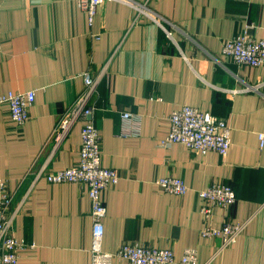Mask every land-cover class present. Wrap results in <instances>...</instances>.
Wrapping results in <instances>:
<instances>
[{
  "label": "crops",
  "instance_id": "1",
  "mask_svg": "<svg viewBox=\"0 0 264 264\" xmlns=\"http://www.w3.org/2000/svg\"><path fill=\"white\" fill-rule=\"evenodd\" d=\"M78 1L0 0V95L36 94L21 126L0 105V181L13 196L8 215L14 236L33 245L18 264L92 263L88 187L51 184L45 175L79 163L84 121L57 148L51 135L83 91V74L103 71L93 121L102 165L119 176L102 192L103 249L137 243L172 249L176 264L186 249H196L197 264H264V66L222 55L225 41L246 32L264 40V0L107 1L92 24ZM133 5L146 6L161 25ZM251 86L257 90L242 91ZM185 105L230 125L226 157L159 145L170 115ZM123 113L139 124L123 125ZM123 126L131 134L123 136ZM163 177L182 179L190 191L166 193L156 184ZM214 184L232 187L237 201L215 207L210 226L243 225L225 248L221 237L201 236L197 191Z\"/></svg>",
  "mask_w": 264,
  "mask_h": 264
},
{
  "label": "built area",
  "instance_id": "2",
  "mask_svg": "<svg viewBox=\"0 0 264 264\" xmlns=\"http://www.w3.org/2000/svg\"><path fill=\"white\" fill-rule=\"evenodd\" d=\"M107 1L126 0H79L78 6L88 15L92 24L98 8ZM140 13L160 24V21L149 11L146 6L133 5ZM161 25V24H160ZM100 39L99 35L95 36ZM1 50V44H0ZM222 55L231 59L238 65L251 67L264 66V40H257L251 34L245 33L229 39L223 43ZM104 71L98 78L91 73L83 74L84 89L77 97L69 111L60 119L51 135V141L57 148L69 134L78 121H84L81 130V146L79 163L73 167L46 173L48 183L63 184L76 183L88 187L91 200V217L93 221V238L91 247V264H113L115 260L126 261L130 264H176L175 253L172 249H161L144 244L124 243L116 252H107L103 249L104 226L103 220L107 209L102 200V192L114 187L119 182V176L113 169L102 165L101 135L93 121L94 98L97 93L98 83ZM257 87H249L243 92L256 91ZM231 93L235 91H229ZM35 91L11 92L0 95V105L7 104L10 108L11 119L17 125L25 124L29 119V111L35 101ZM123 125L134 122L139 124V118L132 113L122 114ZM170 129L167 136L159 142L161 147H170L173 144H182L191 150L202 154L217 153L226 157L231 147L230 125L210 113L203 112L191 106H183L172 112L169 117ZM123 136L131 134L123 126ZM263 145L264 135L260 134ZM156 184L166 193L184 197L190 187L180 178L163 177ZM202 200L200 212L204 218L201 230L202 237L222 238V247L225 248L236 242L237 235L243 225L226 222L220 229L210 226L214 208L227 209L237 201V196L232 187L214 184L204 190L197 191ZM12 193L7 181H0V264H18L20 253L29 246L25 240L17 239L13 233V217L8 215L12 204ZM196 249H186L180 264H197Z\"/></svg>",
  "mask_w": 264,
  "mask_h": 264
}]
</instances>
